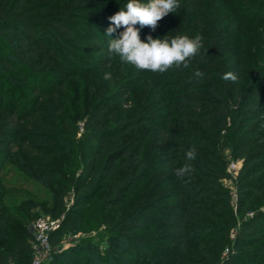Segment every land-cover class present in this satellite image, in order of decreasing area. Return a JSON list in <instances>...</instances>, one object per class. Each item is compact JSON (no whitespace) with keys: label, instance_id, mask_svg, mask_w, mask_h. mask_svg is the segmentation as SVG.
<instances>
[{"label":"trees","instance_id":"trees-1","mask_svg":"<svg viewBox=\"0 0 264 264\" xmlns=\"http://www.w3.org/2000/svg\"><path fill=\"white\" fill-rule=\"evenodd\" d=\"M226 1L232 9L220 12L219 0H179L155 31L136 25L141 42L204 38L187 68L154 73L108 52L124 31L108 35L109 17L128 0H53L51 9L0 0V154L51 192L49 214L62 219L54 249L88 216L103 218L109 232L96 257L87 241L85 264L118 263L124 244L130 264H264V0ZM229 71L236 83L222 79ZM79 81L91 109L82 129L68 108L72 93L82 99L72 88ZM68 147L77 162L63 168L56 163ZM188 149L194 172L181 180L174 172ZM237 162L233 207L224 182ZM3 193L0 264H32L28 226L38 218L30 208L12 213ZM101 194L99 216L90 202Z\"/></svg>","mask_w":264,"mask_h":264},{"label":"rangeland","instance_id":"rangeland-1","mask_svg":"<svg viewBox=\"0 0 264 264\" xmlns=\"http://www.w3.org/2000/svg\"><path fill=\"white\" fill-rule=\"evenodd\" d=\"M219 1L221 6L223 5V8L220 9V12H225L228 7H230L229 10L232 9L231 6H228L229 4L228 1L226 0H219ZM36 2L41 4L42 6L45 5L49 8L53 0H36ZM53 6H50V9ZM227 18L228 16L226 17V19ZM86 58H93V57L88 56ZM109 71L113 72V69H109ZM84 84H85L84 81H79L72 84V88L74 91L78 89L81 90V96H82L81 101L78 103L76 99L78 93L74 92L69 96V102H68L70 116L81 129L84 125V121L86 120L87 115L90 113L91 110L88 108L89 104L86 101V96H85L86 87ZM103 84L105 83L103 82ZM15 87L20 89L19 94H22V96L23 95L27 96L26 95L27 93L21 90L22 85H15ZM4 92H5V97H7L12 95L13 89L7 88L4 89ZM1 98L2 97L0 96V100ZM26 98L30 99L29 97ZM18 99L17 102L20 103L21 100L18 101ZM78 100H80V97ZM8 102L9 99H6L5 104H7ZM120 107L121 105L118 103V105H116V108H120ZM70 153L71 150L69 149V147L65 148L63 153L65 157L62 159V161H58L56 164L65 168L66 166H68V162L70 163L77 162L76 157H74ZM67 155L69 156L67 157ZM226 156L228 157L229 162L234 161V158L231 154V150L226 151ZM69 157L72 158L70 159ZM14 160L15 158L13 159L12 157H10L9 154H4V155L0 154V183L3 185L2 188L0 189V193L4 192L3 193L4 204H6L11 209V212L14 213L15 215L20 214L25 217L26 215L24 214V210L30 208L32 213L35 216H37V218H52V216L49 214V211L52 207L51 192L45 187H43L41 184L27 178L15 166ZM53 161L54 159L51 160V162ZM236 164L238 166V169L236 170V172H231L232 179H229L224 182L225 187L231 192L234 198L232 202L233 207H235V194H236L235 179L237 178L239 174V170L241 168L240 162H237ZM103 199H104V194H101L96 199H94L93 202H90L91 209L93 211H96V215L99 216L102 215L101 211H99V208ZM133 202L134 200L130 201L129 206ZM261 208L264 209V204L261 205ZM85 218L87 220L83 221V223L78 224L75 230L68 228L63 232L60 245L55 247L54 249V258L51 261V264L52 262H54L55 256L60 254H64L65 257L63 258L59 257L60 263L58 264H66V262H69V258L79 260L78 264H85L86 263L85 257H87L88 251L84 249V247L87 246L88 240H92V243L94 244V250L93 253H91L92 257L93 256L96 257L95 255L105 251V248L107 246L106 234L109 232L108 226L103 223L104 221L103 218H99L98 220H96L97 219L96 217L90 218L87 216ZM57 220L60 221V225H61L62 219H57ZM72 248H77L76 249L77 251L70 252L69 250ZM127 250H128L127 245L125 244L122 245L118 254L120 259L118 260V263L117 261L114 260V262L111 261L106 264H130L129 261L130 258L126 254Z\"/></svg>","mask_w":264,"mask_h":264},{"label":"clouds","instance_id":"clouds-1","mask_svg":"<svg viewBox=\"0 0 264 264\" xmlns=\"http://www.w3.org/2000/svg\"><path fill=\"white\" fill-rule=\"evenodd\" d=\"M178 8H180L179 0H148L147 3H142L141 0H128L120 11L109 17L108 35L124 28V31L119 33V38L110 39L109 54L118 56L121 63L154 73H164L173 65L176 68L181 66L187 68L189 59L198 55L199 49L203 48L202 35L196 34L192 38L187 35H166L163 39H153L148 35L147 42H141L139 35L140 28L145 26L155 31L158 21ZM203 75L204 73L199 70L195 72L196 77ZM107 78L109 74L106 73L105 79ZM222 79L236 83L239 77L236 72L229 71L222 75ZM196 155L194 150L188 149L185 154L186 162L175 170L174 175L181 180L186 176L191 177L194 168L190 162L195 160Z\"/></svg>","mask_w":264,"mask_h":264},{"label":"built area","instance_id":"built-area-1","mask_svg":"<svg viewBox=\"0 0 264 264\" xmlns=\"http://www.w3.org/2000/svg\"><path fill=\"white\" fill-rule=\"evenodd\" d=\"M237 169V164L231 163L230 173L236 172ZM59 227L60 221L53 218H38L29 224V232L34 238L32 264H50L53 260L54 247L51 243V236Z\"/></svg>","mask_w":264,"mask_h":264}]
</instances>
